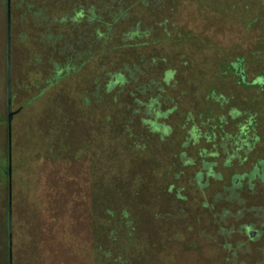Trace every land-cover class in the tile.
Here are the masks:
<instances>
[{
	"label": "rangeland",
	"instance_id": "rangeland-1",
	"mask_svg": "<svg viewBox=\"0 0 264 264\" xmlns=\"http://www.w3.org/2000/svg\"><path fill=\"white\" fill-rule=\"evenodd\" d=\"M5 9L0 264L9 209L11 264H239L264 214V0H11L10 182Z\"/></svg>",
	"mask_w": 264,
	"mask_h": 264
},
{
	"label": "flooded vegetation",
	"instance_id": "flooded-vegetation-1",
	"mask_svg": "<svg viewBox=\"0 0 264 264\" xmlns=\"http://www.w3.org/2000/svg\"><path fill=\"white\" fill-rule=\"evenodd\" d=\"M10 69H11V64H10ZM7 71H8V68H7ZM11 110H12V88H11ZM6 112H7L6 115H7V124H8L7 101H6ZM16 113H17V110H16ZM7 136H8V153L11 154V133H9V125H8ZM253 216L257 218L259 217V216H256L255 214ZM243 217L244 215L239 216V218L241 219ZM260 217L261 219L259 218V221L257 219V220H252L249 222H243L242 224H239V226L234 231L232 230L238 236L237 241H236V248H237L236 250L239 251L240 253V257L238 258V260L240 261L239 264H264V214L263 212ZM10 232H11V241L9 239V234H8L9 254H11V248H12V228L11 227H10ZM8 233H9V227H8ZM251 248L257 249L259 252V256H254L250 258L248 257V259L246 257H241L242 255L246 256V254H249ZM11 260H12V256H11ZM9 263H10V255H9Z\"/></svg>",
	"mask_w": 264,
	"mask_h": 264
},
{
	"label": "trees",
	"instance_id": "trees-1",
	"mask_svg": "<svg viewBox=\"0 0 264 264\" xmlns=\"http://www.w3.org/2000/svg\"><path fill=\"white\" fill-rule=\"evenodd\" d=\"M3 5H5V12L1 15V17L3 18V21H5V17H6V26H7V0H3ZM34 5V4H33ZM31 5V7L34 8V6ZM30 18L34 21L39 19V10H34L30 13ZM1 18V19H2ZM10 18H11V10H10ZM76 19V17L74 16H66L64 15L60 20H62L63 22H71L74 21ZM58 20V19H56ZM55 21V20H54ZM60 23V22H58ZM73 24V23H72ZM6 32H7V28H6ZM7 34V33H6ZM11 58V57H10ZM6 63H7V55H6ZM75 57L74 54L67 56L66 60L63 61V65L60 63H55L54 67L57 69L60 66H62V68L56 70V74L54 75V81H59L60 79L64 78L66 75L70 74L73 70V66L75 65ZM231 68L235 71L236 75H238L241 78H244L245 76V72H244V68H243V62L241 59H237L233 62H231L230 64ZM258 82L262 83L263 80L262 78H258ZM156 125V124H155ZM156 127H158V125H156ZM167 129V128H166ZM251 177H253V173L250 175ZM237 176L234 177L233 179V183L235 185L239 184L236 180H237Z\"/></svg>",
	"mask_w": 264,
	"mask_h": 264
},
{
	"label": "water",
	"instance_id": "water-1",
	"mask_svg": "<svg viewBox=\"0 0 264 264\" xmlns=\"http://www.w3.org/2000/svg\"><path fill=\"white\" fill-rule=\"evenodd\" d=\"M10 1L7 0V106H8V125H9V133H11V121L16 113V111L11 110V75H10V43H11V18H10ZM8 175H9V182L11 177V154L9 153V167H8ZM10 208V206H9ZM9 239L11 241V213L9 209ZM11 264V254H10V263Z\"/></svg>",
	"mask_w": 264,
	"mask_h": 264
}]
</instances>
